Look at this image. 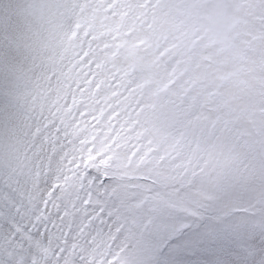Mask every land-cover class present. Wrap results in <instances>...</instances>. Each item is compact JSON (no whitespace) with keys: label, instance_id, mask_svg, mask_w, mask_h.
Segmentation results:
<instances>
[{"label":"snow or ice","instance_id":"6c2138e0","mask_svg":"<svg viewBox=\"0 0 264 264\" xmlns=\"http://www.w3.org/2000/svg\"><path fill=\"white\" fill-rule=\"evenodd\" d=\"M0 264H264V0H0Z\"/></svg>","mask_w":264,"mask_h":264}]
</instances>
